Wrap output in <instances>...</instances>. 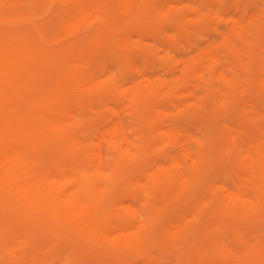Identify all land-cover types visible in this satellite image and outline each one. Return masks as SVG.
<instances>
[{
  "label": "rangeland",
  "instance_id": "obj_1",
  "mask_svg": "<svg viewBox=\"0 0 264 264\" xmlns=\"http://www.w3.org/2000/svg\"><path fill=\"white\" fill-rule=\"evenodd\" d=\"M142 1L140 8L122 13L118 6L116 8L114 0H111L112 11L123 23L126 22V25L123 27L113 25L114 41L106 45H92V61L104 67L106 72L114 70L118 81L128 78L129 83H126L128 87H121L125 88L124 92L99 96L88 91L89 93L83 94L82 105H74L71 96L63 94L68 91L69 86L62 74L63 70H55L49 74L46 68L49 61L37 57L31 61L28 72L32 74L34 81L40 82L39 94L61 85L60 87H63L61 91L64 92H57L55 97L61 95L62 99L58 103L72 107L71 113L64 117L65 128L57 133L67 134L68 138L61 141L62 143L56 142L54 149H48L52 144L44 141L36 164L84 168L83 171L89 174L83 177L84 182L93 179L98 187H106L103 188L101 204L98 203L95 208L97 218L109 224H115L119 218H133L150 241L148 254L144 256L133 254L129 249L103 237L94 241L89 240L87 236L71 228L64 217L48 216L36 209L18 206L6 198H0V215L6 219L10 216L7 220L9 239L22 233L27 235L29 245L26 249L25 247L21 249L29 253L25 257V262L230 264L226 255V245L242 249L243 252L252 251L254 248L251 246L258 247V250L264 253V207L239 205L235 199L227 195L229 187L226 186L228 182L230 183L228 185L233 187L235 181L242 177L252 179L251 181L254 182L261 181L263 185L258 192L264 201V172L262 169L253 171L248 167L250 149L255 144L264 142V36H262L264 35V0H226L225 5L221 6V9L226 11L225 15L219 14V0H173L177 1L175 2L177 4L172 0ZM9 2H12L9 10L12 19L23 16L22 18H26L37 28H48L43 36L37 29V37L42 40L45 49H59L72 37L80 34L87 36L92 31L84 27L78 28L76 32L69 30L66 23L73 18L70 15L71 0H9ZM236 4L239 8L242 7L241 10H235ZM253 8L254 11L251 10ZM242 10L246 13L240 14ZM172 11L176 14L173 15ZM231 13L238 16L246 15L243 16L244 21L251 15L257 14L259 27L256 24L255 43L253 46L244 44L248 51L245 55L248 66L236 58L224 44L218 47L224 59L223 62L218 63L219 68L235 66L239 78L242 76L247 78L248 83L238 84L223 94L221 92L223 82L220 79H213L210 82L194 80L196 86L193 88V96L181 97L187 106L179 110L177 107L173 109L180 97L178 99L176 96L175 99L163 93L166 92L167 86H174L178 82L177 77L180 76L178 68L180 64L174 67L171 56L188 57L201 53L209 45L208 43L221 42L224 32L231 27L229 20V16L233 15ZM173 16L179 18L171 22L168 18ZM87 19L92 20L94 26L92 29L103 22L98 17ZM122 39H125V46L121 48V45H116L115 42ZM123 49L129 52L135 51L137 59L134 63L121 62L119 57L120 53L124 52ZM137 66H142L146 74L151 72L147 75L157 81L163 75L167 83L162 86L161 91L145 92L142 98L136 101L130 96L135 84L140 82L142 85H148ZM177 92L179 96L180 92L183 95L187 91L179 89ZM114 105L118 106V110H122L129 131L137 140L134 151H141V156L135 157L129 151L119 149L117 170H111L108 174H99L89 169L88 162L92 150H97L95 142L102 128L105 129L118 119ZM173 121H177L179 134L177 139L171 140L166 130L172 126ZM191 134L193 136L190 140L188 137ZM106 148L109 152L108 156H111L113 143L108 142ZM184 148L191 149L199 155L197 164H194L189 155L184 156L183 169L191 177L189 185L170 182L160 188L152 189L150 186L154 176L150 174L156 169L154 161L159 160L158 163L168 164L172 156L184 151ZM191 163L193 165H190ZM72 172L74 173L71 170L70 173ZM141 179H144L145 183ZM78 182L70 181V187L74 188L79 184ZM87 194L90 199L97 196L94 188L87 187ZM148 194H150L149 202L144 206L143 201ZM131 207H139L143 212L140 216H132L129 212ZM139 218L145 225L139 222ZM220 243L224 244V248L219 245ZM52 252H57L60 256L64 254L65 257L62 260L58 257L49 262L45 258ZM259 263H264V255L258 256L250 264Z\"/></svg>",
  "mask_w": 264,
  "mask_h": 264
},
{
  "label": "bare ground",
  "instance_id": "obj_2",
  "mask_svg": "<svg viewBox=\"0 0 264 264\" xmlns=\"http://www.w3.org/2000/svg\"><path fill=\"white\" fill-rule=\"evenodd\" d=\"M110 1L111 0H71L70 15H72L73 18L69 23H66L69 30L76 32L78 28L84 27L92 31L89 32L87 36L80 34L72 37L59 49H45L42 40L37 37V29L41 31V35L43 36V34L48 31V28H37L34 24L32 25V23L28 22L26 18H22L23 16L21 18L12 19L9 13L12 2H9V0H0V198H6L11 201V203L18 206L36 209L48 216L54 215L64 217L71 228L81 232L87 236L89 240L94 241L103 237L129 249L133 254L144 256L148 254L150 241L147 235L141 231L142 228L136 225L133 218H119L115 224H109L97 218L95 208L102 200L101 197L104 195L103 188L106 187H98V184L93 179L84 182L83 177L87 174L86 171H83L84 168L73 166V168L49 167L36 164L37 156H39V152H41L40 148L44 141L51 142L52 145L48 149H54L56 142L62 143L68 138L69 135L67 134L59 135L57 133L65 128L66 121H64V117L71 113L72 107L71 105L58 103L62 97L60 95L56 98L55 95L63 89V87H60L61 85H56L57 87L53 88L51 91H45L43 94H39V89L41 87L40 82L34 81L32 74L28 72L32 60L37 57L47 59L49 62L46 68L50 72L49 74H52L55 70H63L62 74H64L66 84L69 86L68 91H63L64 93L61 92L64 95H70L72 101L74 100V105H82L84 100L83 94H85V92L89 93L88 91H91V93L99 94V96H106L107 94L111 95L116 92H124L125 88H121L122 86L128 87V84H126L128 78L118 81L114 75V70L106 72L104 67L92 61V45H106L108 42L114 41L112 31H114L115 27L113 28V25H119V27L126 25V22L123 23V21L116 16V13L112 11ZM142 2V0H114L116 8L118 6V9H121L122 13L140 8L143 4ZM172 2L175 3L177 1L172 0ZM218 2L220 5L218 8V10L220 9L219 14L225 15L226 11L221 9V6L225 5L226 0H219ZM240 8L238 4L235 5V10H241ZM251 10L254 11V8ZM262 10L260 12H262ZM172 12L173 15L176 14L175 11ZM241 12L240 14L246 13L245 10ZM231 14H233L229 16L231 27L224 32L221 42L211 40L213 42L208 43L209 45H207L201 53L193 54L188 57H181L179 54V56H171V62L174 67L180 64L178 67L180 76L177 77L178 82H176L174 86H167L166 92L163 93L170 95L172 98L175 97V99L176 96L177 98L180 97V99L178 98L180 101L178 100L177 103H175L173 99L176 105L175 107H172L173 105L171 106L173 109L177 107L179 110L187 106L186 102L181 100V97L184 98V96L194 93L193 88L196 86V84L193 83L194 80L210 82L213 79H220L223 82L221 86V92L223 94H226L229 89L231 90V88L238 84L248 83L247 78L243 76L239 78L235 66H229L223 69L219 68L218 63L223 62L224 59L219 53L218 47L224 44L236 58L241 60L245 66H248V63L245 62V55L248 51H246L244 44L253 46L255 43L257 14L251 15L246 21L243 20V16L246 17V15L238 16L234 13ZM96 17L102 19L103 22L92 29V27H94L93 22L87 18L92 19ZM178 18V16H173L168 19L174 22ZM44 29H46V31H44ZM262 36L264 35L262 34ZM129 41H131V39ZM146 41H148L147 38ZM115 43L116 45H121L120 47L122 48L125 46V39L118 40ZM127 51L124 50V52L120 53L119 58L121 62L134 63L137 59V54L134 53L135 51ZM142 66L137 67H139V71L142 73V77L147 81L148 85H142L139 81V83L135 84V88L130 92V96L136 101L141 99L145 92L156 93L161 91L162 86L167 83L163 75H160L159 81L149 76L151 72H148L147 74L149 75H147L144 69H142ZM170 78L173 77L170 76ZM261 78L262 77H260V79ZM179 89H185L187 92L183 93V95H181L180 92L178 96L177 91ZM205 91H207V89H205ZM158 103L159 102H157L156 105H158ZM114 108L117 110L118 119L105 129L102 128L103 130L100 131L98 140L95 142L97 150H92V156L88 162L89 169L95 173L108 174L111 170H117L119 149L129 151L135 157L141 156V151H134L137 140L133 138L134 135L130 133L127 125L128 123L122 110H118V106L115 105ZM98 116L101 118L100 114H98ZM177 125V121H173L172 126L166 130L167 136L171 140L177 139L178 137L179 131ZM192 136L191 134L188 138L191 140ZM108 142H112L114 145L111 156H108L109 152L106 150L109 146L108 145L106 148ZM263 143L255 144L250 149V166H248L251 167L250 170L253 169V171H256V169H262V172H264ZM191 145H193L192 142ZM185 155L192 157L194 164L198 163L199 155L195 154L191 149H185L173 155L168 164L158 163L159 160H155L156 169L150 174L154 176L150 187L152 189L160 188L163 184L170 182H180L188 186L191 177H189L188 172L183 169ZM190 165L193 164L191 163ZM71 170L74 171V173H70ZM258 173H261V171ZM72 180L79 181V184L75 183L76 185L74 188H71L69 184ZM141 180L145 183L144 179ZM251 180L243 177L239 178L235 181L233 187H231L232 185H228L230 183L227 182L226 186L229 187L227 195L235 199L239 205L262 208L264 207V201L258 191H261L263 183L258 180L255 182ZM218 183L220 184V182ZM224 184H226V182H224ZM87 187L94 188L95 192H97V196H95L94 199L89 198ZM179 187H181L180 184ZM149 195L150 194L146 195L143 201L144 206H147L149 202ZM7 203L9 204V202ZM129 210L132 216H140L141 212H143L139 207H131ZM9 217L6 219L0 215V264H34L32 262H25V257L29 253L25 250L21 251V249L24 247L26 249V246L29 245L26 233L19 234L15 238L9 239V225L7 221L10 219ZM139 219V222L142 223V219ZM219 245H221V243ZM223 245L224 244L221 246L223 247ZM251 247L254 248L252 251L243 252L241 251L242 249L239 250L237 248L227 247L226 245V255L230 264H250L258 256L264 255L263 251L258 250V247ZM49 254L46 258L44 257L49 262H52L58 257L61 258V260L65 257L64 254V256H60L57 252ZM61 264H64V262Z\"/></svg>",
  "mask_w": 264,
  "mask_h": 264
}]
</instances>
